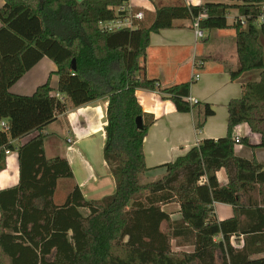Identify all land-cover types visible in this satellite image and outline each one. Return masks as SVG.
<instances>
[{
  "label": "trees",
  "instance_id": "1",
  "mask_svg": "<svg viewBox=\"0 0 264 264\" xmlns=\"http://www.w3.org/2000/svg\"><path fill=\"white\" fill-rule=\"evenodd\" d=\"M240 3L208 2L205 30L235 28L238 66L231 78L261 70L260 79L242 86L241 96L228 104V131L223 137L205 138L186 154L163 164L166 172L148 180L144 139L151 122L138 128L145 115L136 91L157 89L141 59L152 32L173 26L175 19H190L199 7L162 5L149 25L104 31L101 22L118 17L116 8L129 0H4L0 7V168L13 140L37 134L17 148L19 183L0 189V264H264V164L256 157L235 152V128L247 123L261 135L264 147V22L252 24L264 0ZM252 17L244 26L228 23V12ZM49 57L59 76L53 94L50 78L34 93L18 94L11 87ZM76 59L77 68L72 69ZM191 81L161 91L180 112H190ZM160 89V88H159ZM107 97L106 138L103 157L115 179L114 193L87 199L74 185L61 204L55 192L61 178L74 173L67 158H48L43 129L61 113ZM200 130L215 113L204 103ZM224 168L229 182L221 185L217 172ZM202 176L207 180L200 183ZM178 202L182 218L172 222L162 206ZM215 202L231 204L235 215L218 220ZM88 210L84 215L81 209ZM255 218L244 224L242 215ZM167 223V230L162 229ZM245 235L243 247L232 245L233 236ZM222 239L217 240L218 236ZM192 239L193 252L175 251L172 240Z\"/></svg>",
  "mask_w": 264,
  "mask_h": 264
},
{
  "label": "crops",
  "instance_id": "2",
  "mask_svg": "<svg viewBox=\"0 0 264 264\" xmlns=\"http://www.w3.org/2000/svg\"><path fill=\"white\" fill-rule=\"evenodd\" d=\"M3 4L4 0H0V7ZM145 19L139 21L138 24H144ZM178 20L175 19L173 26L170 28L151 33L147 53L141 59L147 78L157 80L160 88H140L136 91L145 112L143 119L151 122L144 139L145 160L148 168H150L146 173L148 180L161 177L166 172V168L159 166L172 162L177 157L186 154L202 139H217L225 136L228 131V104L230 100L240 97L243 84L259 80L261 74V70L253 69L243 72L236 79L231 78L229 69H236L238 66L235 28L214 29L216 30L215 35L199 40L195 37L191 23H178ZM211 39H214L216 43L206 45L205 42ZM195 59L205 60L201 75L196 80L193 79ZM56 70V63L45 56L11 87V91L29 95L50 78L51 86L54 88L53 94H56L59 84V76L55 73ZM189 81H191L189 97L196 99L199 105L190 112H180L176 109L174 102L166 97L167 95L161 90L174 84ZM107 100V97H103L79 107L71 108L59 114L57 119L48 124L42 130L46 135V156L48 158L64 157L71 164L68 152L75 154L81 140L89 139L92 137L93 132L102 128L95 129L96 127L90 126V124L97 117L94 108L95 103L102 101L105 111L107 110ZM204 103H209L215 113L208 116L204 126L197 130V120L203 117L204 114ZM74 114L78 115L74 118ZM102 133L105 142V129ZM36 134L37 132H33L25 137L13 140L15 149L7 152L3 166L0 168V189H6L19 183L20 169L17 148ZM235 135L241 138L247 137L250 144L256 145L261 142V135L253 132L247 123L237 125ZM69 138L74 141V149L72 150L68 148ZM235 152L246 158L256 157L259 162L264 164V147L253 148L249 144L240 143L235 146ZM74 157L76 161H79L77 154ZM104 164L111 175V184L116 188L115 179L105 160ZM73 173V177L69 178L71 180L75 179L76 174L74 171ZM217 177L221 185H227L229 182L228 174L224 168L217 172ZM59 181L55 197L59 188ZM82 183L75 179L73 187L76 184L79 185L87 199H98L89 198L83 189L84 185ZM68 193L63 197L61 203L65 201ZM214 207L215 216L218 220L228 219L235 215L234 207L231 204L215 202ZM162 208L170 215L172 222L181 220V206L178 202L166 203ZM81 212L84 215L88 214V210L85 208H82ZM241 218L244 224L255 223V218L247 216L245 213ZM167 227V223H163L162 229L167 230ZM219 239H222L221 235L217 237V240ZM231 243L235 247H243L245 235L233 236ZM172 247L175 251L193 252L195 249L192 239L186 241L182 237L173 239ZM262 255L264 254H258L254 257Z\"/></svg>",
  "mask_w": 264,
  "mask_h": 264
},
{
  "label": "rangeland",
  "instance_id": "3",
  "mask_svg": "<svg viewBox=\"0 0 264 264\" xmlns=\"http://www.w3.org/2000/svg\"><path fill=\"white\" fill-rule=\"evenodd\" d=\"M218 2H223L227 4H237L240 3L238 0H213ZM129 2L145 11L146 19L144 25H149L155 18L156 10L162 5H183L182 0H129ZM228 23L233 22V15H237V9L231 8L228 12ZM178 23L189 24L190 19H179ZM231 29V28H229ZM212 34V35H211ZM216 34V30H205L206 38ZM212 38V37H211ZM215 40H207L206 45L215 44ZM97 117L94 119V123L91 122L90 126H95V129L99 127L101 129L96 130L91 134L92 137L86 140H81L78 145L77 152L79 161L75 160L74 153L68 152V157L71 161L72 169L75 172V179L84 185L83 189L89 198H101L105 195L114 193L115 188L111 184V175L104 164L103 157V129L104 123L106 122V110L104 111L102 101L95 103L94 105ZM78 114H74L75 118ZM89 126V127H90ZM93 130V128H92ZM75 179L71 180L69 178H61L59 181V188L56 193L55 202L61 203L63 197L73 188ZM65 199V198H64Z\"/></svg>",
  "mask_w": 264,
  "mask_h": 264
},
{
  "label": "built area",
  "instance_id": "4",
  "mask_svg": "<svg viewBox=\"0 0 264 264\" xmlns=\"http://www.w3.org/2000/svg\"><path fill=\"white\" fill-rule=\"evenodd\" d=\"M183 5L192 8L194 6L199 7V12L197 14L191 15V26L194 31L196 39L203 40L206 38L205 35V29H203L201 23L202 21L208 17V8L206 7V4L208 2H213V0H182ZM261 13L259 16H257L254 20L250 21L252 17L237 14L233 16V22H239L242 25L246 26L249 21L252 22V24L256 25L257 27H260L261 23L264 22V4L261 8ZM116 13L118 14V17L111 21H105L100 23V27L104 31H114L121 28H135L138 25V22L141 20H144L146 18V13L144 10L139 9L135 6H133L130 2H126L123 5L116 8ZM229 15V14H228ZM205 64L204 59H195L194 66H195V72L193 75V79L196 80L201 75V69L203 68ZM157 86H159V83H157ZM57 96L59 98H62V96L57 93ZM186 100L189 101L191 104H195L198 101L192 97H186ZM0 128L8 131L10 129L8 123L6 120H0ZM68 142L70 143L68 148L70 150L74 149V141L69 138ZM241 143V138L239 136L236 137V145ZM9 152V150L6 151V153ZM207 180L206 176H202L200 179V183H203Z\"/></svg>",
  "mask_w": 264,
  "mask_h": 264
},
{
  "label": "water",
  "instance_id": "5",
  "mask_svg": "<svg viewBox=\"0 0 264 264\" xmlns=\"http://www.w3.org/2000/svg\"><path fill=\"white\" fill-rule=\"evenodd\" d=\"M77 68V62H76V59L74 58L73 60H72V69H76ZM136 124H137V126H138V128H143V126H144V119H143V116H138L137 118H136Z\"/></svg>",
  "mask_w": 264,
  "mask_h": 264
}]
</instances>
